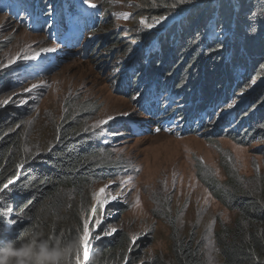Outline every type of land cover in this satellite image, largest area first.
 Here are the masks:
<instances>
[{
    "label": "rangeland",
    "instance_id": "1",
    "mask_svg": "<svg viewBox=\"0 0 264 264\" xmlns=\"http://www.w3.org/2000/svg\"><path fill=\"white\" fill-rule=\"evenodd\" d=\"M12 1L0 0V65L20 59L0 68V78L11 80L16 74L15 83H0V101L16 109L12 112L25 151L32 155L49 154L60 140L63 127L75 129L83 138L90 135L91 141L109 150L100 158L103 165H109L110 178L95 184L89 195L94 235L100 229L115 232L107 236L101 232L102 238L93 239L89 258L83 263L102 255L104 250L98 252L102 241H114L125 234L130 240L127 258L116 264H152L156 260L176 264L175 245L181 240L201 246L205 264H221L217 233L224 227L233 228L239 215L216 200L204 186L198 176L199 164L211 169L224 183L228 180L224 159L237 173L240 187L248 194L259 195L264 192V140L246 145L241 137L207 135L208 129L185 135L180 130L181 123L173 119L183 106L172 98H165L171 105L161 117L167 120L163 130L141 137L124 130L126 120L135 116L143 122L146 118L132 98L121 94L125 92V80L120 75L124 72L123 60L131 63L136 56H144L160 42L158 37L148 45L150 37L167 34L174 27L179 29L181 17L164 11L149 15L146 8L150 0H72L78 13L72 15L71 6L66 3L59 15L68 23L84 25L87 34L82 46L78 37L68 44L61 52L66 59L51 68L48 57L54 56L52 47L44 48L47 43L43 32H38L39 23L47 33L52 31L50 18H37L32 8ZM94 23H100L103 31L112 28L109 33L121 35L123 44L113 53H105L106 49L96 41L88 58H83L82 49L98 40L96 34L88 33ZM170 33L174 36L176 30ZM73 49L75 52L68 56ZM136 62H140L139 58ZM35 63H41L46 71L20 69ZM176 70L179 73L180 67ZM33 85L38 87L27 92ZM258 86L235 96L230 103L239 107L248 104L247 94ZM220 111L229 113L228 108ZM105 199L107 205L103 203ZM100 220L103 223L98 227L96 221ZM97 264L108 262L105 259Z\"/></svg>",
    "mask_w": 264,
    "mask_h": 264
},
{
    "label": "trees",
    "instance_id": "2",
    "mask_svg": "<svg viewBox=\"0 0 264 264\" xmlns=\"http://www.w3.org/2000/svg\"><path fill=\"white\" fill-rule=\"evenodd\" d=\"M27 2L36 13L50 11L57 16L66 3L72 15L78 13L72 0ZM146 10L149 15L164 11L182 17L180 28L161 35L159 44L148 55H138L131 63L124 59L121 65L124 72L120 75L125 80V92L121 94L136 104L144 95L150 97L151 105L141 104L138 108L147 116L140 124L149 133L164 128L167 120L161 117L171 105L165 98L185 108L174 116L181 123L182 133L198 134L209 128L208 122L218 117L221 108L227 109L235 96L248 92L259 81L264 83V0H150ZM100 25L94 23L88 28L98 40L82 49L83 58H88L96 41L105 53L122 46L121 35L109 33L112 28L103 31ZM76 26L79 29L70 33L60 29V40L81 30L82 46L87 29L82 24ZM173 30L174 36L170 33ZM158 36L150 37L148 45ZM5 80L6 86L15 83L16 74L11 80L0 78V83ZM247 95L248 104L223 115L219 132L209 135L241 137L246 145L264 140V85ZM0 105L4 103L0 101ZM13 110L10 105L0 106V184L14 180L10 190L0 194V264H97L105 259L108 264H116L125 259L130 240L121 234L114 241L101 242L98 252L104 250L102 255L86 263L83 258L77 260L85 225L94 235L90 189L110 178L111 169L100 158L109 152L108 147L91 141L90 135L83 138L75 129L63 127L53 151L29 154L16 130ZM222 165L228 176L224 183L211 169L202 164L198 167L199 179L214 198L239 215L233 228L224 227L217 233L221 264H264V192L248 194L224 159ZM201 248L181 240L175 245V263L205 264ZM152 264L164 263L156 260Z\"/></svg>",
    "mask_w": 264,
    "mask_h": 264
},
{
    "label": "clouds",
    "instance_id": "3",
    "mask_svg": "<svg viewBox=\"0 0 264 264\" xmlns=\"http://www.w3.org/2000/svg\"><path fill=\"white\" fill-rule=\"evenodd\" d=\"M14 2L16 4H21L23 6V8H26V7H30L31 8V6L27 2V0H13L12 3H14ZM33 13H34V16L37 17V18L38 17L39 18L40 17H49L50 20H51V23H52V26H53V29H52L51 32L47 33L48 32L47 29H45V27H43L40 23L38 24L39 25L38 32L39 33H42L43 32V36H42L43 37V40H45V42L47 43V45H49V46L52 47V49H50V50H52V53H54V56L48 57V63L51 64V68L52 67L56 68V67H58L59 64L62 63L63 60L66 59V57L64 56V53H61V52H63V50L66 48V47H64L65 44L69 42V39L68 38L65 41L60 40V36H59L60 29H63V30L66 29L68 31V33H70V31L72 29H74V31L77 30V29H79V27L76 26L79 23L78 22L68 23L65 20H63L62 17H60V15H57V16H55L54 14L51 15L50 14V11L47 12L46 14H44V13H38V12L36 13L33 10ZM181 19H182V17H181ZM72 33H74V32H72ZM73 35L74 34H72V36ZM160 36H158V37H160ZM178 40H180V37L178 38ZM54 45H55V47H54ZM49 46H48V48H49ZM151 48H153V47H151ZM69 49H70V47H69ZM74 52H75L74 49L72 51L68 52V56L72 55ZM148 53L149 52H147L146 54H148ZM44 55H45V53H44ZM20 69H24L25 71H31V70H36L38 72L39 71H43V72L46 71L43 68V65L41 63H35V64H31V65L29 64V65H26V66H24L23 68H20ZM257 83L260 84V86L264 85V83L261 82V81H259ZM253 91H255V89H253ZM149 99H150L149 96L144 95L137 102L138 103L137 104V108H139L141 104L151 105V101H149ZM245 105H243V106H245ZM243 106H241V107H243ZM235 108H239V106H233L231 104V106L229 105V107H228L229 113H223V112H221L215 120L214 119L210 120L208 122V127H209L208 130L210 131L209 134H211L213 132H219L220 128L218 126V123L220 122L221 117L223 115H225V114L230 115V113L232 112V110L235 109ZM181 109L185 110V108H181ZM144 117L146 118L147 116H144ZM173 119H174V117H173ZM162 121H164V120L162 119ZM124 128H125L124 130L125 131H128L130 133V135L133 136V137H141V136H144L145 133H148L149 132L148 131V128L146 126H143L142 124H140V120L137 119V118H135V117L133 119H131V120H126L125 121ZM205 130H207V129H205ZM188 134H191V133H188ZM209 134H207V135H209Z\"/></svg>",
    "mask_w": 264,
    "mask_h": 264
},
{
    "label": "snow or ice",
    "instance_id": "4",
    "mask_svg": "<svg viewBox=\"0 0 264 264\" xmlns=\"http://www.w3.org/2000/svg\"><path fill=\"white\" fill-rule=\"evenodd\" d=\"M89 0H86V3H88ZM89 6L90 7H95V5L93 4H90L89 3ZM20 59V57H16L15 59H13L12 61L9 62V64L7 65H0V68L2 67H5V66H11V64L13 63H16L18 60ZM38 86L37 85H33L32 88L30 89H26L27 92H32L34 89H36ZM6 103L4 105H0V106H6ZM107 121H104L102 123H106ZM22 168V165L19 166ZM14 183V180H9L7 183H3V184H0V194H2L3 192L5 191H9L10 190V184ZM106 190H102V193H104ZM103 203H105V205H107L108 201L107 199H105L103 201ZM103 223L102 220L100 221H96V225L99 227V225ZM103 232V235L104 236H107V235H111V234H114L115 232V229H112L110 231H104L103 229H100L95 235H93L91 233V228L87 225H85V233L84 235L81 237V243H80V249L78 250L77 252V260L79 261L80 259V256H81V252H82V257L83 259L86 261L88 258H89V252H90V249H89V244L91 243V240L92 239H100L102 238V236L100 235V233ZM133 243H135V239H133L132 241Z\"/></svg>",
    "mask_w": 264,
    "mask_h": 264
},
{
    "label": "bare ground",
    "instance_id": "5",
    "mask_svg": "<svg viewBox=\"0 0 264 264\" xmlns=\"http://www.w3.org/2000/svg\"><path fill=\"white\" fill-rule=\"evenodd\" d=\"M155 91H156V90H155ZM155 91H154V92H155ZM157 92H158V91H157ZM199 124L201 125L202 123H199ZM199 124H198V125H199Z\"/></svg>",
    "mask_w": 264,
    "mask_h": 264
}]
</instances>
